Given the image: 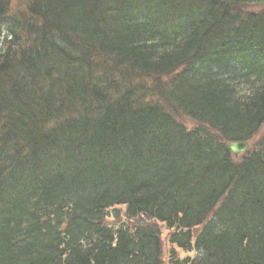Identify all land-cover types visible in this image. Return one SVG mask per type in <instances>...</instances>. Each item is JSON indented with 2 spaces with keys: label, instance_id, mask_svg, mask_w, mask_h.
Wrapping results in <instances>:
<instances>
[{
  "label": "trees",
  "instance_id": "obj_1",
  "mask_svg": "<svg viewBox=\"0 0 264 264\" xmlns=\"http://www.w3.org/2000/svg\"><path fill=\"white\" fill-rule=\"evenodd\" d=\"M232 5L0 2V264H162L119 205L169 264H264V12Z\"/></svg>",
  "mask_w": 264,
  "mask_h": 264
},
{
  "label": "rangeland",
  "instance_id": "obj_2",
  "mask_svg": "<svg viewBox=\"0 0 264 264\" xmlns=\"http://www.w3.org/2000/svg\"><path fill=\"white\" fill-rule=\"evenodd\" d=\"M33 0H0L2 6L5 8L6 15L8 17L12 16H24L26 15V11L28 6ZM233 4L232 9L235 13H238L241 16H244L249 13H263L264 12V0H257V2H243L242 0H230ZM168 111L172 113V115L182 123L186 128H194V127H203L206 130L213 132L207 125L203 123L196 122L195 120L189 119L181 114L175 113L171 107L165 106ZM264 126L262 127V130ZM259 136V132L256 134L255 137L250 141V145H253L256 141L257 137ZM243 155L239 154L238 157ZM105 223L112 228H115L118 225H123L124 227H130L134 229L135 227H139L141 225L151 224L156 225L160 232V239H161V260L162 264H169V256L170 253H173V256L178 259H183L186 256L193 258L196 254L193 250H190L189 253L186 252L184 249L178 247L176 244H172L169 241V234L171 230L167 229L163 223L146 219L144 217H136V218H129L125 214V207L123 205L114 206L108 209V215L105 217ZM146 227V226H145ZM198 230V229H196Z\"/></svg>",
  "mask_w": 264,
  "mask_h": 264
},
{
  "label": "water",
  "instance_id": "obj_3",
  "mask_svg": "<svg viewBox=\"0 0 264 264\" xmlns=\"http://www.w3.org/2000/svg\"><path fill=\"white\" fill-rule=\"evenodd\" d=\"M248 146L249 144L245 140L228 142V148L234 156L245 151Z\"/></svg>",
  "mask_w": 264,
  "mask_h": 264
}]
</instances>
